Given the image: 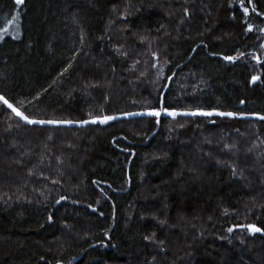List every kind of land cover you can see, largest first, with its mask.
<instances>
[{"label": "trees", "instance_id": "obj_1", "mask_svg": "<svg viewBox=\"0 0 264 264\" xmlns=\"http://www.w3.org/2000/svg\"><path fill=\"white\" fill-rule=\"evenodd\" d=\"M243 2L247 16L241 0H0V31L19 12L0 35V91L42 93L38 118L141 112L161 94L249 117L0 115V264H264V234L227 231L264 229V121L251 118L264 115V15Z\"/></svg>", "mask_w": 264, "mask_h": 264}, {"label": "snow or ice", "instance_id": "obj_2", "mask_svg": "<svg viewBox=\"0 0 264 264\" xmlns=\"http://www.w3.org/2000/svg\"><path fill=\"white\" fill-rule=\"evenodd\" d=\"M15 4L18 6H23L25 4V0H15ZM248 4L251 6V13H255L258 16L264 15V13L258 12L255 4L253 3V0H248ZM240 7L243 10V14L245 16L250 14V8L249 6H245L243 0H241ZM187 9L185 10V15H187ZM19 21V12L17 13V16L12 18L11 20L7 21L8 27H4L2 31H0V35L2 33H6L9 31V27H11L12 24H16L17 28L19 27L18 24ZM244 24L246 25V32H252L253 26L247 21L244 20ZM261 32H264V28L260 29ZM83 39V37H81ZM204 47H207V45H204ZM262 48H264V44L261 45ZM119 51V49H117ZM75 55H78L76 53ZM75 55H73L70 60L74 62ZM155 56V59H159L158 56L153 54ZM210 55H220L217 53H210ZM245 53L243 52H237L235 55H220V58L226 62L230 63H236L237 60L242 59ZM254 59H256L257 63H264V60L261 59L259 56H253ZM155 66V65H154ZM72 67V63L70 62L60 73L61 76L64 75L68 71L69 68ZM162 72V70H161ZM174 75V74H173ZM59 77H57V80ZM171 79V77H169ZM258 80H260V76H253L251 78V82L255 84ZM56 83V80L53 81V84ZM49 87H52V85H49ZM48 89H44V92H47ZM43 94L37 92L34 94V96L31 99H25L20 98L15 95H8L7 93H4L3 91H0V115L6 116L9 119H13L17 122V126H19L21 123L26 125H38V126H44V125H54V126H71L73 124H76L79 127H85L87 125H108L111 122L118 121V120H125L129 119L131 117L136 116H147L154 119V122L158 125L160 124V118L161 116L170 117L173 120H176L178 117H200V118H211V117H221V118H230V119H249V117L244 116L242 114L232 112V111H219V110H204L201 108L196 109H184L179 110L176 107H168L165 106L164 102V96L161 94L158 102V106L156 108L152 109H146L145 111L141 112H125L120 115L116 114H106L103 109L100 110L98 114H93L92 112H89L88 118L80 121H73V120H56V119H41L33 115L32 109L38 107L39 103H43L41 100V96ZM241 104H243V101H241ZM251 118L264 121V115L261 114H254ZM210 122L215 123V120H211ZM233 175H237L236 169L232 168ZM53 183H58V181L54 180ZM111 187V185H109ZM61 199H66L65 197H61ZM60 201L57 200V203ZM95 211V209H93ZM49 220H51V217H49ZM163 223V221H161ZM239 227L241 229H246L250 234H256L261 233L264 234V229L261 227L256 226L255 224H245V225H236L233 227H230L227 229L228 232H233L236 230V228ZM107 235V234H106ZM154 235V234H153ZM145 239H149L148 237H145ZM162 243V242H161Z\"/></svg>", "mask_w": 264, "mask_h": 264}, {"label": "bare ground", "instance_id": "obj_3", "mask_svg": "<svg viewBox=\"0 0 264 264\" xmlns=\"http://www.w3.org/2000/svg\"><path fill=\"white\" fill-rule=\"evenodd\" d=\"M162 216V215H161ZM218 232V231H217ZM222 236V235H221ZM219 238V237H218ZM252 238V237H251ZM231 239V238H230ZM241 241H242V239H240ZM213 241V240H212ZM227 241H228V239H227ZM229 241H231V240H229ZM231 243H232V241H231ZM178 244V243H177ZM239 244V243H238ZM193 249V248H192ZM193 256V255H192ZM195 259V258H194Z\"/></svg>", "mask_w": 264, "mask_h": 264}, {"label": "water", "instance_id": "obj_4", "mask_svg": "<svg viewBox=\"0 0 264 264\" xmlns=\"http://www.w3.org/2000/svg\"><path fill=\"white\" fill-rule=\"evenodd\" d=\"M168 87V86H167Z\"/></svg>", "mask_w": 264, "mask_h": 264}]
</instances>
